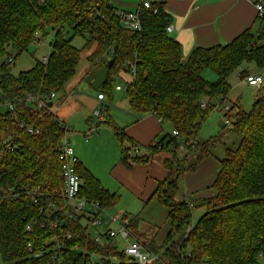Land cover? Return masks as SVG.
Returning a JSON list of instances; mask_svg holds the SVG:
<instances>
[{
    "label": "trees",
    "instance_id": "trees-1",
    "mask_svg": "<svg viewBox=\"0 0 264 264\" xmlns=\"http://www.w3.org/2000/svg\"><path fill=\"white\" fill-rule=\"evenodd\" d=\"M165 1L153 0L152 9H138L142 31L137 33L123 28L112 0H0V58L8 56L9 50L17 54L27 51L40 43L48 30L55 33L47 64L37 62L17 76L11 74L8 61L0 66V151L5 143L19 145L15 152H6L0 159V256L4 264H48L47 257L33 259L27 250L28 243L39 246L54 232L41 227L26 231L40 214V206L26 193L40 188L44 194L54 196L62 188L60 147L68 129L50 109L37 111L24 99L28 94L46 99L52 93H64L76 76L83 49L94 45L97 48L89 62L96 72L103 67L109 69L108 81L99 92L112 96L117 86L115 77L120 71L129 73L134 66L135 79L126 87L131 109L137 116L153 114L167 127L164 137L150 147L152 154L164 153V168L169 172L151 199L168 210L170 232L160 246L155 240L149 241L148 247L158 256L151 264H261L264 87L249 112L240 103L233 104L234 120L217 136L203 139L202 133L216 103L224 102L232 91L230 77L244 65L264 70V26L257 32L247 30L223 46L197 48L185 61L180 44L167 33L172 18L165 10ZM78 38L85 41L82 50L73 46ZM208 71L216 75L215 81L206 80L204 74ZM248 75L243 71L240 77L245 80ZM205 99L209 102L203 108ZM7 102L15 103L14 113L3 110ZM22 122L39 133H28L19 126ZM104 123L113 128L125 153V144L130 140L113 123ZM173 130L180 136L174 137ZM229 133L239 135L241 141L235 149L226 147L225 156L219 158L214 154L215 146ZM181 141L187 150L184 155L179 153ZM209 157L220 164L212 185L214 196L177 201L179 181ZM146 160L138 158L135 162ZM122 161L129 166L126 158ZM77 171L83 196L105 207L118 203V196L106 190L80 163ZM200 208L206 212L193 224V212ZM137 224L138 218H133L129 228L141 236ZM86 231L81 226L60 225L59 233L72 234L65 239L62 250L66 264H88L84 253L87 248L99 252ZM102 254L118 259L104 264H133L113 247Z\"/></svg>",
    "mask_w": 264,
    "mask_h": 264
},
{
    "label": "crops",
    "instance_id": "crops-1",
    "mask_svg": "<svg viewBox=\"0 0 264 264\" xmlns=\"http://www.w3.org/2000/svg\"><path fill=\"white\" fill-rule=\"evenodd\" d=\"M258 3L264 4V0H166L165 10L172 18L171 25L173 26V31L169 33V36L180 44L183 59L186 61L197 48L223 46L247 30L257 32L264 26V21L259 18L256 10ZM96 48L97 45H94L88 49L91 52L87 57L88 62ZM238 71V78L241 81L233 86L231 79L229 80L232 91L223 103H227V101L232 105L240 103L243 110L249 112L256 95L244 108L242 105L243 96L239 94L232 98V94L237 87L245 82L240 77L241 72L248 71L249 75H264V70L249 65ZM91 72L97 73L89 62L79 79L71 80L73 81L71 87H67V90L62 94L63 99L58 104L57 116L64 125L73 126L71 131H68L67 137H71L76 142L73 148L79 163L106 190L116 194L118 198L120 197L118 193L121 191L131 192L134 198L148 205L153 201L151 198L158 184L164 181L169 173L164 168V153L152 154L150 151V147L164 137L167 127L162 126L153 114L137 116L131 109L128 98L130 114L124 115L125 117L122 119H116V117H112V119L110 107L113 96H109V100L106 95V102L109 104L106 106L107 121L113 123L130 140L125 144L126 150L123 153L115 131L104 123L107 122L106 119L103 122L94 119L99 108L97 96L101 92L87 84V76L91 75ZM115 79L119 81L117 86L124 85L125 88L132 81L127 72H122V75L116 76ZM82 84L87 87L80 91ZM89 90L94 92L90 93ZM115 91L122 92L123 90L115 89ZM75 94L76 96H74ZM141 148H144L145 151H141ZM124 158L129 166L123 163L122 159ZM138 158H147V160L144 163L135 162ZM214 160L216 161L213 157L206 158L199 164L195 172L187 173L179 181L177 201L188 198L203 200L214 196L215 192L211 193L207 190L208 187L204 188V183L209 187L213 185L220 171L219 162ZM182 188H186L183 193L181 192ZM165 211L166 221L169 223V233L168 210ZM136 217L138 218V216ZM129 219L131 220L130 217ZM137 231L142 237L147 236L146 231H141L138 224ZM158 234L159 231H156L148 239L155 240L156 243ZM135 237L139 238L140 236L135 235Z\"/></svg>",
    "mask_w": 264,
    "mask_h": 264
},
{
    "label": "built area",
    "instance_id": "built-area-1",
    "mask_svg": "<svg viewBox=\"0 0 264 264\" xmlns=\"http://www.w3.org/2000/svg\"><path fill=\"white\" fill-rule=\"evenodd\" d=\"M153 0H143L140 7L146 10L152 9ZM256 10L259 18L264 19V4H256ZM115 14L121 19L123 28L140 33L142 31V23L138 11L127 12L116 10ZM173 31V26L170 25L167 28V33ZM48 57L42 59L43 64H47ZM14 61L12 58L8 59V63L12 64ZM129 76L133 81L135 78L136 70L132 66ZM262 75L251 74L245 78V83L252 88L261 87L264 85ZM116 90L122 91V86H117ZM57 94L52 93L49 98L40 99L38 96L28 94L24 99L25 103L32 104L33 107L40 111L42 109L51 108L48 107V103L56 99ZM97 100L99 102L98 110L96 111V117L98 121L103 122L106 119V106L109 104L106 102V96L103 93L98 94ZM23 101H20L22 103ZM208 99H205L203 108L207 107ZM223 107V108H222ZM2 108L6 112L14 113L16 105L13 102H7L2 105ZM223 109L225 113V125L230 126L233 122V118L236 115V111L233 109V105L229 103H217L216 110ZM231 114V117L226 115ZM21 128H26L28 133H39L31 127H27L24 123H20ZM174 137H179V133L175 130L171 131ZM64 137L61 146V180L62 188L60 193L51 196V194H44L42 189L38 188L34 191L26 193L31 201L37 206H40V214L34 217L26 226L28 233L33 232L35 227H41V229H48L54 232L51 239H46L41 245L37 246L35 243H28L27 250L29 256L33 259H42L47 257L48 264H66L62 250L65 248V239L72 237L71 233L61 234L58 232L60 225L63 226H81L87 229L86 235L98 248L99 252H90L85 250L84 253L88 257V264H104V261L110 260L115 263L118 262L117 258H110L104 254L103 251H107L109 247H113L119 254H123L133 264H151L158 260V256L153 253L148 247V243L145 244L140 239L135 237L130 227V219L127 215H110L107 212V208L101 202L93 199H89L82 195L83 183L80 175L77 171V165L79 164L75 151L71 144ZM19 145L12 143H5L2 151H0V159L3 158L6 152H15ZM179 151L187 152L183 141L178 145ZM173 152V148H170L169 153ZM10 190V189H9ZM50 195V196H49ZM52 198V199H51ZM132 240V241H129ZM126 243L121 248L120 242ZM52 243L54 244L51 248Z\"/></svg>",
    "mask_w": 264,
    "mask_h": 264
},
{
    "label": "rangeland",
    "instance_id": "rangeland-1",
    "mask_svg": "<svg viewBox=\"0 0 264 264\" xmlns=\"http://www.w3.org/2000/svg\"><path fill=\"white\" fill-rule=\"evenodd\" d=\"M142 2L143 0H112V3L117 10L127 11V12L137 11L140 8ZM54 38H55V33H53L51 30H48L46 35L41 39L42 41L40 43L30 46L27 51H24L21 54H17L13 50H9L8 56L4 58H0V66L1 64L6 63L8 59L12 57L14 58V62L9 65V70L12 75L17 76L21 72H25V71L32 69L36 65L37 62H41L44 57L49 56V54L51 53V43L53 42ZM84 45H85V41L81 38L75 39L73 41V46L77 49L82 50ZM90 53L91 52H89L88 49L87 50L83 49V52L81 54V61L77 68V73L73 81L79 79L83 70L89 65V62L87 61V57L89 56ZM244 67H246V65H244L242 68ZM238 73L239 71H236L230 77L233 86H236L241 81L238 78ZM96 74L97 73L91 72V75L87 76L86 82L92 87H93V83L96 78ZM118 75H122V71H120ZM262 76L264 78V75ZM204 77L206 78V80L210 82H213L217 79L216 75L209 71L205 72ZM73 81H70L66 85L65 90H67V87L68 88L71 87ZM114 82L116 83V85L119 84V81L117 79H115ZM122 86H123L122 92L114 91L112 93L113 102L111 103V107H110L111 118L116 117V119L117 118L122 119L123 117L130 114L129 109H128L126 88L124 85ZM86 87L87 86L85 84H82L80 91L86 89ZM260 89L261 87L260 88L259 87L257 88L249 87L245 82H243L241 86L237 87V89L234 90L232 94L233 96L232 95L231 96L232 98H234V95L237 96L241 94L243 96L242 105L245 108L247 105L250 104L251 99H253V96L259 94V91L262 90ZM89 91L90 93L94 92L92 90H89ZM62 94L64 93L57 94L56 99L52 101L53 107L51 108V111L55 113L56 115H57L56 112L58 110V104L63 99ZM74 96H76V94ZM107 97L110 100V97L109 96ZM227 103L229 102L227 101ZM105 116L107 118V113ZM94 119L96 120L97 118L95 117ZM224 121H225V113L223 112V109L215 110L213 114L211 115L209 121L205 125V129L203 130V133H202L203 139L217 136L218 133L223 128V126L225 125ZM96 122L98 123V121ZM64 126H66V124ZM67 126L66 127L68 131H71L73 126L72 125L70 126L67 125ZM66 139L68 140V142L71 144L72 147L75 146L76 142L73 139H71V137L70 138L67 137ZM240 141H241V137L239 135L229 133L224 137V139L220 143H218L215 146L214 154L219 158H223L225 156L226 147H228L229 149H235L239 145ZM141 151H145V149L141 148ZM179 153H183V155L185 154V152H182V151H179ZM132 154L134 155L133 151H132ZM190 157L191 156L188 157L189 159L188 163H191V161H193V159ZM216 161L218 160L216 159ZM215 162L213 163L216 164ZM204 188H207V190L211 193L214 192L212 186L209 187V185H207L206 183H204ZM185 189L182 188L181 192L183 193ZM118 194L120 196L118 203L112 207L107 208V212L110 215H116V214L124 215L125 214L127 216H130L131 219L136 218V216H138L139 229L141 231H146L145 233L147 235L144 237L140 236L138 239H140L142 242L147 244V241L148 242L150 241L148 237L153 236L156 231H159L158 237L156 238V244L159 246L162 245L165 242L167 233L169 231V223H167L166 217H165L166 208L161 206V204H159V202L155 199L151 201L148 205H146L141 200L134 198L133 193L131 192L128 193V192L121 191V193H118ZM205 212H206L205 208L195 209L193 212V224L197 223V221H199V219L205 214ZM129 241H132V240H129ZM125 243H126L125 241L120 242L121 248L123 247ZM260 263L264 264V258L260 259ZM0 264H4L1 256H0Z\"/></svg>",
    "mask_w": 264,
    "mask_h": 264
},
{
    "label": "water",
    "instance_id": "water-1",
    "mask_svg": "<svg viewBox=\"0 0 264 264\" xmlns=\"http://www.w3.org/2000/svg\"><path fill=\"white\" fill-rule=\"evenodd\" d=\"M110 64H111V62H110ZM108 76H109V69L107 67H103L102 69H100L96 74V78H95V81L93 83V88L95 90H99L101 87H103L108 81ZM48 107L52 108L53 103L49 102Z\"/></svg>",
    "mask_w": 264,
    "mask_h": 264
}]
</instances>
